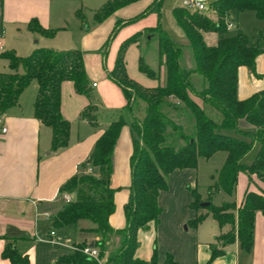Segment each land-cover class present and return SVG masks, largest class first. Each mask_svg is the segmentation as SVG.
<instances>
[{
  "label": "trees",
  "instance_id": "obj_1",
  "mask_svg": "<svg viewBox=\"0 0 264 264\" xmlns=\"http://www.w3.org/2000/svg\"><path fill=\"white\" fill-rule=\"evenodd\" d=\"M137 1H109L96 12L95 20L101 23L117 10ZM163 3L164 0H155L136 17L118 21L105 44L103 52L107 54L111 42L124 26L149 14H157L159 22L156 27L133 35L121 45L115 67L108 74L121 88L127 101L125 110L131 113L132 120L128 122L121 115L109 125L89 159L92 167L100 169L101 176L78 175L67 181L61 193L74 195L75 200L66 204L53 218V224L58 228L77 224L81 220L93 222L96 228L91 232L99 237L93 248L99 251V257L85 254L84 250L89 245L81 244L75 247L72 254L60 258L61 264H177L172 254H167L165 261L160 263L157 250L150 261L136 258L139 231L147 229L151 222L159 223L162 213L159 196L168 190V179L173 172L195 169L199 159H210L221 151L227 153V159L210 188L207 210L220 226H233L231 232L218 238L223 248L238 239L244 252L249 253L253 249L255 218L257 212L264 213V193L247 191L240 207L236 202L217 206L213 204L212 196L223 192L234 197L241 173L247 174L251 180L257 176L264 182V91L247 100L238 98L239 68L245 66L255 72L256 60L264 53V35L263 42L257 44L241 31L226 35V20L231 14L253 11L257 18L264 19V0H209V8L218 16L217 22L204 13L190 12L184 7L175 8V20L191 43L195 63L193 69L182 66L183 49L162 28ZM79 16L84 21V17ZM30 28L45 37L55 34V31L45 30L36 22ZM211 32L220 36L215 46H209L204 38L205 33ZM144 35H153L158 40L160 64L166 69L165 84L156 88H146L131 79L126 68L127 49ZM1 59L7 61L8 69L0 73V115L17 106L21 94L36 81L39 89L35 115L52 130V151L66 148L71 137V122L63 117L61 111L62 85L65 82H72L78 94L91 99L81 119L93 126L98 125L99 106L86 74L82 51L41 47L27 57L10 51L2 53ZM139 69L151 79L159 78V73L143 58L140 59ZM195 75L207 82L202 90L194 84ZM206 105L222 114L220 124L208 116ZM170 108L178 113L187 112V125L178 122L171 115ZM142 109L145 116L141 119L138 114ZM241 119L255 126V131H242L239 125ZM126 125L130 126L134 145L131 194L125 205L127 225L122 230H115L109 222L115 212V189L110 187V180L117 142ZM227 130L249 136L251 142L224 134ZM255 142L260 144L259 152L251 165H245L243 159ZM192 195L194 201L191 206L198 211L202 208V197L197 190H193ZM206 217L200 215L191 224L196 228ZM223 253V249L213 246L211 260ZM3 257L11 264H31L29 257L20 254L13 244L7 245Z\"/></svg>",
  "mask_w": 264,
  "mask_h": 264
},
{
  "label": "crops",
  "instance_id": "obj_2",
  "mask_svg": "<svg viewBox=\"0 0 264 264\" xmlns=\"http://www.w3.org/2000/svg\"><path fill=\"white\" fill-rule=\"evenodd\" d=\"M109 1L112 0H0V73L8 69L7 61L1 59V54L5 52L11 51L18 56L27 57L41 47L80 50L84 56L86 74L93 95L99 106L98 125L93 126L81 119L82 113L91 104V99L78 94L72 82H65L62 85L61 111L63 117L71 122V137L69 145L58 151L51 150V128L44 125L35 115L39 89L36 81L21 94L17 106L0 115V264H11L9 259L3 257V252L9 244H13L20 254L28 256L31 264H61L58 260L66 254H60L57 249L47 251V247L42 248L45 244L43 234L51 241L58 242L59 234L56 230L65 236L69 227L75 229L78 240L73 243L70 253L75 251L76 246L81 244L91 246L99 240V237L91 232L96 225L88 220H81L77 224L62 228L54 226L53 218L66 205L61 199V188L78 175H92L97 178L101 176L100 169L92 167L89 159L97 141L109 125L121 115L125 117L127 104L121 88L108 74L115 67L121 45L133 35L156 27L159 22L157 14L152 13L124 26L111 42L107 54H104L105 44L117 22L136 17L155 0L134 2L98 23L95 14ZM165 3L166 0L163 3L162 28L177 46L191 49L189 39L177 24L173 14L175 8L183 7L182 2L172 5L170 10L164 9ZM165 12H169L174 23L168 21V24L163 19ZM248 12L253 14L256 21L261 22L254 29V36L246 34L239 24L240 16L247 11L228 16L226 21L232 23L234 29L227 31L226 35L231 36L241 31L254 44L263 42L264 19L257 18L253 11ZM79 15L84 17V21ZM205 15L215 22L218 21V16L213 10ZM35 22L45 30L55 31L54 36L45 37L33 32L30 25ZM174 35L181 42H177ZM204 38L209 46H215L220 36L211 32L205 33ZM154 40L157 39L153 35L142 36L137 43L129 46L125 55L129 77L146 88H156L165 84L166 69L160 64L159 45L153 50L154 56L150 54L156 61L158 70L155 71L159 73V78L151 79L139 69L141 58L151 67L152 64H148V57L141 51V47L144 42L150 44ZM181 43H184V46H181ZM193 80L198 90L207 86L205 79L200 76L195 75ZM261 91H264V53L256 60L255 72L245 66L240 67L238 72L239 100H247ZM207 106L210 105L205 106L206 113H212V106L210 109ZM183 113L188 119L187 112ZM141 114L139 117L142 119L145 116L144 109ZM126 120L130 122L132 119ZM239 125L244 132L255 131V126L246 119H241ZM223 133L246 141L250 139L249 136L239 135L234 131L227 130ZM256 144L257 156L260 144L255 142ZM133 150L131 129L126 125L117 142L110 180V187L115 189V212L109 222L115 230H122L127 225L125 205L131 194ZM214 156H220L219 162L222 161V166L216 170V176H212L214 183L207 187L206 195L198 190V168L177 170L169 176L168 190L159 196V205L162 209L160 221L151 222L147 229L139 231L136 258L150 261L157 250L160 263L165 261L167 254H172L177 264H264L263 212L259 211L256 214L254 245L252 251L247 253L241 249L238 239L224 248L218 241L220 236L233 230L231 224L220 226L207 208L202 207L197 211L191 206L194 201L192 189L198 191L202 200H207L210 188L215 184L217 174L226 162V152H217ZM247 191L264 193V182L257 176H253L251 180L247 174L241 173L234 197L222 192L221 202L215 204L216 195L221 193L217 192L213 194L212 201L217 206L225 202H236L237 207H240ZM235 214L237 215L236 212ZM200 215L207 217L195 228L191 222ZM190 231L193 232L192 235H188ZM52 232H55V235H52ZM53 244L55 248L59 243ZM70 245L69 241L68 246ZM213 246L223 249L224 253L211 260Z\"/></svg>",
  "mask_w": 264,
  "mask_h": 264
},
{
  "label": "rangeland",
  "instance_id": "obj_3",
  "mask_svg": "<svg viewBox=\"0 0 264 264\" xmlns=\"http://www.w3.org/2000/svg\"><path fill=\"white\" fill-rule=\"evenodd\" d=\"M182 0H166V3L164 5V9H168L170 10V7L174 4H179L181 3ZM164 20L168 23V21H170L171 23H174L173 22V19H172V16L169 15V12H165L164 16H163ZM259 23H261L260 21H256L253 17V14H251V12H248L247 13H243L241 16H240V19H239V24H240V27L241 29H243L246 34H248L250 37H253L254 36V29L257 28V25H260ZM169 24V23H168ZM173 25V24H171ZM175 36V35H174ZM177 36H175V40H177V42H181V40L179 39H176ZM158 40H154L152 43L150 44H147V43H143V46L141 47V51H143V53L148 57V64H152L151 65V68H153V70H158L157 68V65H156V61H154L155 59L151 56H154L152 53H153V50L155 47L158 46ZM180 44V43H179ZM181 46H184V43H181ZM183 49V58H182V61H181V64L184 68L186 69H193L195 67V63H194V59H193V55H192V50L191 49H187L186 47H181ZM151 54V56H150ZM152 62V63H151ZM196 77H199L198 75H196ZM164 81L166 82V72H165V75H164ZM208 109H210V106H207ZM212 109V113H207L208 116L213 119L216 123L220 124L223 120V116L222 114L216 110L215 108H211ZM170 112H171V115L180 123L182 124H186L187 125V115L183 112L181 113H178L177 111H175L174 109H169ZM142 110L141 112H139L138 116L139 115H142ZM145 113V111H144ZM124 115H125V118H129L130 120L132 119V115L131 113L126 110V112H124ZM144 115V114H143ZM215 115V117H214ZM219 116V117H218ZM249 142H251V138L248 140ZM258 151V144L253 145L252 149L250 150V152L246 155V158H245V161L244 163L246 165H249V164H252L255 157H256V153ZM219 155H222V154H219ZM219 157L220 156H212L210 159H200V162L198 163V174H199V180H198V190L199 192H201L203 195H206V191H207V187L211 184L214 183V181L212 180V176L215 175L216 176V170L218 168H220V166H222V161L219 162ZM244 174V173H243ZM194 190V189H192ZM192 192V191H191ZM221 193L217 194L215 199H214V203L215 204H219L221 202V196H220ZM209 198L206 200H202L203 202H206L208 201ZM213 202V201H212ZM213 203V204H214ZM51 228V227H50ZM58 232V242L57 241H51L49 239V237L46 235V234H43L42 235V238H43V242L45 244H43V247L42 248H46L47 247V251H50V250H58L60 252V254H66L64 255L65 256H68L72 253L71 252V248H72V245L73 243L77 242L78 240V235L75 231V229L73 227H69L68 230L65 232V236H62V234H60L59 230H56ZM192 231L188 232V235H192ZM71 242V245L68 246V242ZM54 243H59L57 245V247H53L52 244ZM53 245H56V244H53ZM41 247V246H40ZM62 255V256H63ZM60 260V259H59ZM58 260V261H59Z\"/></svg>",
  "mask_w": 264,
  "mask_h": 264
},
{
  "label": "built area",
  "instance_id": "obj_4",
  "mask_svg": "<svg viewBox=\"0 0 264 264\" xmlns=\"http://www.w3.org/2000/svg\"><path fill=\"white\" fill-rule=\"evenodd\" d=\"M209 0H182V5L184 8L189 10L190 12H200V13H208L211 11L209 8ZM227 30L231 31L234 29V25L232 23H229L226 21ZM178 106H180V103H177ZM5 131V130H4ZM61 199L66 203H72L75 200L74 195L68 194V193H61ZM52 235H55V232L51 233ZM85 254L98 258L99 257V251L95 250L94 248H91L88 246L84 250Z\"/></svg>",
  "mask_w": 264,
  "mask_h": 264
},
{
  "label": "water",
  "instance_id": "obj_5",
  "mask_svg": "<svg viewBox=\"0 0 264 264\" xmlns=\"http://www.w3.org/2000/svg\"><path fill=\"white\" fill-rule=\"evenodd\" d=\"M209 205H210V202H204V203L201 204V207H203V208H207ZM94 245H95V244L92 243L90 247L93 248Z\"/></svg>",
  "mask_w": 264,
  "mask_h": 264
}]
</instances>
